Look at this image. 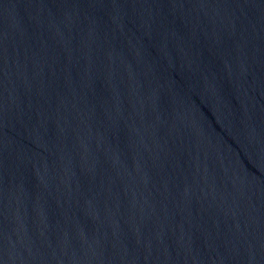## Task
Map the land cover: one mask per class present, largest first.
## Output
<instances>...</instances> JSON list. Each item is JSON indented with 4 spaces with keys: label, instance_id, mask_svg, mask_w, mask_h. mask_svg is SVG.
Here are the masks:
<instances>
[{
    "label": "water",
    "instance_id": "1",
    "mask_svg": "<svg viewBox=\"0 0 264 264\" xmlns=\"http://www.w3.org/2000/svg\"><path fill=\"white\" fill-rule=\"evenodd\" d=\"M0 264H264V0H0Z\"/></svg>",
    "mask_w": 264,
    "mask_h": 264
}]
</instances>
